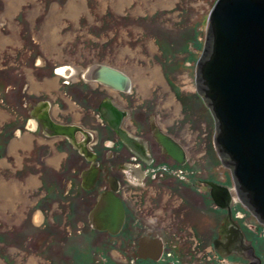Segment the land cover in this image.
I'll list each match as a JSON object with an SVG mask.
<instances>
[{
  "label": "flooded vegetation",
  "instance_id": "obj_1",
  "mask_svg": "<svg viewBox=\"0 0 264 264\" xmlns=\"http://www.w3.org/2000/svg\"><path fill=\"white\" fill-rule=\"evenodd\" d=\"M174 6L149 7L148 14L144 8H140V12L149 15L163 9L170 15V9ZM105 14H108V11ZM113 15L116 19H121L120 14ZM119 24L121 23L118 22ZM114 29L118 31L119 28ZM115 35L117 37V32ZM129 36L130 32L127 31V37ZM114 38L111 37L108 45L110 50L116 51L110 54L111 61L99 59L91 64L103 63L125 72L131 78L129 91L86 80L82 74L71 76L72 78L66 76L67 74L60 75L58 66L52 68L50 73L44 72L43 77L59 76L58 88L50 91L41 88L38 91H29L32 79L39 80L33 74L36 68L26 66L22 70L25 79L22 83L18 82L16 92L13 81L0 82L11 87L9 90L14 97L10 100L16 107H20L21 129L18 133L26 130L33 137L31 148L23 149L25 156L15 178L22 183L19 194L24 192L23 189L28 192L39 191L38 199L24 209L33 207L30 224L37 228L39 226L45 233L41 242L54 236L59 240L58 243H69L73 237V226H77L81 221L79 231L83 230L86 234L92 231L93 240L98 237L104 254V264H202L201 262L206 261L208 264H217L218 260L231 264H247L251 260L255 261L252 249L260 258V264H264V227L261 230L253 224L250 215L259 224L264 226V223L238 197L233 183L211 178L208 165L204 168L205 175L201 174L198 157L192 158L188 147L175 135L172 127L163 125L158 120L151 110L153 101H149L150 97L145 96L139 100L138 82L134 79L132 71L121 69V64H124L131 68L152 71L159 69L160 65L147 58L133 60L129 53L134 55L132 50L135 49L128 45L118 49L120 33L118 38ZM140 46L143 52L144 48ZM123 50L129 58H123ZM43 61V64L40 61L36 67L46 69L47 61ZM8 67L10 65L2 71L4 75L8 74ZM30 71L32 78L29 77ZM23 76L20 74L21 78ZM61 77L69 79L62 81ZM155 82L162 83L163 86L168 85L163 69L161 80L157 79ZM146 87L147 85L144 89ZM22 89L24 94L21 93ZM169 94L171 98H177V94L172 91H169ZM0 106L4 107L1 99ZM175 106V109L182 108L183 104L179 101ZM37 108L40 114L47 109L56 123L77 125L91 134L89 141L88 136L77 132V142L81 144L89 141L88 147L96 154L95 161L83 155L67 137L46 136L40 120L32 116V112ZM118 111L122 114L119 115ZM157 130L170 135L184 147L187 155L185 162H180L166 150L158 139ZM126 137L130 138L129 142ZM7 146L8 144L4 151L0 150V158L3 155L8 156ZM53 158L57 159V162L51 163ZM189 161L192 165L190 168L186 166ZM92 166L98 169L96 180L91 187L85 188L83 174ZM225 168L232 175L230 168ZM185 183L197 186L199 194L204 196L198 197L194 187H188ZM212 183L227 185L231 189L232 198L226 206L222 207L218 203L226 201L224 197H220V201L216 199ZM110 191L121 199L125 209V219L121 227L119 226L120 229L117 220H114L113 224L105 221V216L94 212L102 197L107 196L108 201L114 199ZM59 192L64 193L66 206L60 205ZM186 199L192 207H186ZM208 202L215 208H222L224 212L213 217L212 222L209 221V228L206 223L205 227L201 228L200 206L204 207L205 211ZM240 203L251 214L240 211L237 207ZM6 204H9L8 201L4 202V205ZM167 206H172L170 211ZM170 212L172 215L169 218L166 215ZM159 223L164 224L165 228H160ZM98 224L108 225L111 229L99 228ZM246 228L250 230L249 235L254 240H248ZM86 238L87 235L84 239ZM232 256L235 259L230 261L229 257ZM6 262L9 263L10 260L6 259Z\"/></svg>",
  "mask_w": 264,
  "mask_h": 264
},
{
  "label": "rangeland",
  "instance_id": "obj_2",
  "mask_svg": "<svg viewBox=\"0 0 264 264\" xmlns=\"http://www.w3.org/2000/svg\"><path fill=\"white\" fill-rule=\"evenodd\" d=\"M5 1L0 0V34L10 35L15 38V41L8 43L3 48L0 47L1 83L7 80L13 81L15 84V90H13L16 92L18 82L22 83L21 81L25 79L24 71L22 72L25 66L36 68L33 74L39 81L44 78L45 71L50 73L52 68L62 64L74 66L73 68L72 66L68 67V69H73V73L66 76L83 75L87 66L92 62L99 59L105 62L111 61L110 54L116 51L110 50L109 41L112 36L118 38L120 33L121 41L117 42L118 49L127 45L131 46L135 49V51L132 50L134 55L129 53L133 60L147 58L160 65L159 69L148 71L145 68H131V66L121 64V69L132 71L134 79L138 82L139 100L141 101L145 96L150 97L149 101H153L152 112L163 125L172 127L175 135L188 147L192 158L198 157L197 163L203 176L205 175L204 168L208 165L211 178H216L224 183H233L230 171L225 168L227 166L222 163L219 154L216 153L214 117L196 90V63L203 48L208 13L215 0H122V9L114 11L120 14L121 19L119 20L111 12L112 7H115L113 2L107 0H79L78 3L81 5V2L85 1L87 7L85 5L86 8L79 10L76 16H72L66 10L70 0H22L21 3H25L20 5L19 12L10 15H7V11L4 9ZM97 1L101 3H99V7H97ZM172 5L175 6L170 9V15L163 9L149 15L140 12V8H144L148 14L150 11L147 8L149 7ZM18 8L12 9V12H16ZM106 11L108 14L104 19ZM54 12L59 16H55V19L50 21L48 17L52 16ZM174 12L176 13L174 14ZM89 13L92 24L88 21ZM101 21H105L106 25ZM118 22L121 24L118 25ZM113 26L114 28L118 27V31ZM127 31L130 32L129 37H127ZM45 32L47 33L44 34ZM55 32L57 42L54 38ZM109 33L110 35H108ZM91 34L96 35V38ZM134 37L138 38L134 39ZM140 45L144 48L143 52ZM123 55V58H129L124 50ZM40 56H42L41 64H43V60L47 61L46 69L36 67ZM8 65H10L7 69L8 74L4 75L2 71ZM162 69L169 87L165 85V88L162 83L154 81L144 89L140 82L141 79L148 80L146 82L148 83L152 77L157 75V72L161 74ZM30 72L33 77L32 71ZM20 74L23 78L20 77ZM68 79L61 77L62 81H68ZM162 82L164 83V80ZM9 88L11 87L0 84V99L4 102L3 108L10 111L14 117V120H10L11 122L9 121L10 123L5 125L1 131V151H4L5 146L21 129L20 107H16V104L11 102L10 99L14 96ZM169 91L177 94V98H171ZM21 93L24 94L23 89ZM14 95L16 96V93ZM179 101L183 106L175 109V105ZM190 162L186 164L188 168L192 167ZM5 172L0 169V179ZM185 184L188 187H194V192L198 197L204 196V194H199L197 186L191 183ZM23 191L22 194L19 192L18 195L11 194L9 204L4 205V202L7 201L6 195L0 188V264H104V254H102V246L98 242V237L93 240L91 238L92 231L87 234L83 230L79 231L81 221L77 226H73V237L69 243L64 241L58 243L59 240L54 236L41 242L45 233L39 226L37 228L30 224L33 207L24 209L38 199L39 191L28 192L25 189ZM59 193L60 205L66 206L64 193ZM19 202L20 204L15 205ZM185 205L187 208L192 207L187 199ZM237 207L240 211L248 212L242 203ZM170 208L172 206H167L168 211ZM200 208H202L199 214L201 228L205 227V223L206 226L210 224L209 221L212 222L213 217L224 212L222 208H215L209 202L205 211L204 207L200 206ZM170 215L172 212L166 216L170 218ZM250 221L254 222L253 224L259 229H263L264 226L259 224L252 215H250ZM166 224L169 227L168 221ZM158 226L165 228L162 223H159ZM245 232L248 235V240H254L249 235L248 228ZM86 235L87 238L84 239ZM6 259H9L10 262H6ZM233 259H235L233 256L229 257L230 261ZM217 262V264H231L228 261L227 263L220 262V260ZM201 263L208 264L207 261ZM211 263L213 262L209 264Z\"/></svg>",
  "mask_w": 264,
  "mask_h": 264
},
{
  "label": "water",
  "instance_id": "obj_3",
  "mask_svg": "<svg viewBox=\"0 0 264 264\" xmlns=\"http://www.w3.org/2000/svg\"><path fill=\"white\" fill-rule=\"evenodd\" d=\"M90 71L91 77L114 87L124 89L130 83L128 75L109 65L96 64ZM195 75L196 90L214 117L215 148L232 172L235 193L264 223V0L214 2ZM47 121L53 127L50 133L68 134L74 139L73 127L49 117ZM157 134L170 154L186 161L182 145L162 131ZM76 145L87 156L95 154L85 143ZM92 176L91 182L95 179ZM212 185L216 199L224 197L226 201L218 203L226 206L232 198L231 189L220 183ZM110 193L114 199L102 197L95 212L118 219L121 227L125 209L121 199ZM259 263L257 257L247 264Z\"/></svg>",
  "mask_w": 264,
  "mask_h": 264
},
{
  "label": "crops",
  "instance_id": "obj_4",
  "mask_svg": "<svg viewBox=\"0 0 264 264\" xmlns=\"http://www.w3.org/2000/svg\"><path fill=\"white\" fill-rule=\"evenodd\" d=\"M22 0H6V6H4V9L7 15L10 14H17L19 12V10L21 9V6L23 3H21ZM77 4H79V0H75ZM87 1V0H86ZM108 2L111 1L113 2L115 7H112V11L113 14L116 12V10H120L122 9V0H107ZM68 1V5H69ZM98 2V6L101 4L99 1ZM4 3V5H5ZM17 3V4H16ZM82 4H84V6L87 4L85 1L81 2ZM100 3V4H99ZM67 5V7H68ZM80 8L79 10L82 9V5L79 4ZM16 7H19L18 10L16 12H12V9H15ZM85 7V8H86ZM83 8V9H85ZM89 9V8H88ZM78 10V11H79ZM68 12H70L69 10H67ZM115 11V12H114ZM9 12V13H8ZM110 12V13H111ZM72 13V12H70ZM77 15V14H76ZM75 15V16H76ZM88 21L91 23L90 21V13L88 14ZM58 16L56 15V13L54 12V14L52 16H49V20L51 21L52 19H55L54 17ZM106 14H104V19H105ZM21 17V16H20ZM19 17V18H20ZM75 18V17H72ZM103 22V24H105V21H101ZM92 24V23H91ZM98 24V22H97ZM56 31V30H55ZM47 32H45L44 34H46ZM54 38L55 41L57 42V34L55 32L54 34ZM92 36H94L96 38V35L91 34ZM98 36V35H97ZM4 37V39H0V47H5L8 43H11L13 41H15V38H12L10 35H1L0 34V38ZM42 56L39 57L38 63L42 60L41 59ZM72 65H66V64H62L58 66V73H60V75H64L68 73V67H70ZM74 66H72L73 68ZM29 77L32 78V75H29ZM59 86V76L55 77H50V76H46L44 77L41 81H36L32 79V84L30 85L29 91H38L40 88L43 90H53L58 88ZM14 120L13 115L10 113V111L5 110L3 108V106H0V136L1 131L3 129V127L8 123H10L11 121ZM10 121V122H9ZM32 135L30 133H28V131H24L22 130V132L17 133L15 135V137L8 143L7 148H9L8 151V156L7 155H3V157L0 158V169L5 170L6 172L2 174V179H0V188L2 189V192L6 195V200L9 201V197L11 194H17L18 192L20 193V190L22 189V183L16 181V173L18 171V167L21 165L22 160L25 156V152L23 151V149H29L32 146ZM6 147V146H5ZM57 162V159L53 158L51 163ZM34 182V181H33ZM9 203V202H8ZM16 204V203H15Z\"/></svg>",
  "mask_w": 264,
  "mask_h": 264
},
{
  "label": "bare ground",
  "instance_id": "obj_5",
  "mask_svg": "<svg viewBox=\"0 0 264 264\" xmlns=\"http://www.w3.org/2000/svg\"><path fill=\"white\" fill-rule=\"evenodd\" d=\"M79 8H80V6H79V4H77L76 3V1L75 0H70V2H69V5H68V7L66 8V10H69L70 12H72L71 14H72V16H75L77 13H78V10H79ZM82 8H85V6H84V4H82ZM56 15H58L59 16V14L58 13H56ZM0 39H4V37H1ZM96 64H103V63H93V64H91L90 66H88L86 69H85V71L83 72V77L86 79V80H90V81H95V82H99V83H102V84H104V85H107V86H109V87H111V88H113V89H117V90H121V91H129L130 90V88H131V78H130V83H129V85H128V87L127 88H119V87H114V86H112V85H109V84H106V83H104V82H102L101 80H99V79H97V78H94V77H91L90 76V70H91V68L93 67V66H95ZM105 65H107V64H105ZM110 66V65H109ZM115 68V67H114ZM120 70V69H119ZM122 71V70H121ZM71 74V73H73V69L72 68H69L68 69V73L67 74ZM125 73V72H124ZM126 74V73H125ZM157 75L155 76V78L154 79H152V80H150L148 83H146V82H142V84H143V86L146 84V85H149V84H151L152 82H154V81H157V79H160L161 80V74L160 73H156ZM127 75V74H126ZM129 76V75H128ZM130 77V76H129ZM144 88V87H143ZM115 111H116V109H114ZM40 112V110H39V108H37V109H35L33 112H32V116L33 117H36V118H38L39 120H40V122H41V125L43 126V129H44V134L46 135V136H65V137H67L68 139H69V141H71L76 147H77V145L76 144H80V143H78L77 142V132H80V133H83L86 137L88 136V140L90 141L91 140V137H92V135L91 134H89L86 130H84L82 127H79V126H77V125H68V126H71V127H73V137H74V139H70L69 138V135L68 134H61V133H57V134H52V133H50V131H52L53 132V127L48 123V121H47V118L49 117V119L50 120H52L53 121V119L51 118V116H50V114H49V111L46 109V110H44V111H42L41 112V114L39 113ZM53 122H55V121H53ZM56 123V122H55ZM59 124V123H58ZM71 130V131H72ZM49 131V132H48ZM158 131V130H157ZM157 133V132H156ZM157 136H158V134H157ZM130 138L129 137H126V141L127 142H129L130 140H129ZM158 139H159V137H158ZM160 140V139H159ZM89 141H87L86 140V142H85V144L88 146V143H89ZM161 141V140H160ZM81 144H84V143H81ZM164 145V144H163ZM77 149L80 151V149L77 147ZM81 152V151H80ZM83 155H85L83 152H81ZM218 153V152H217ZM172 155V154H171ZM87 158H89V159H92V160H94L95 161V159H96V154H90V156L88 155H85ZM173 156V155H172ZM177 159V158H176ZM96 166V165H95ZM95 166H92V168L90 169V170H88V171H86L84 174H83V185H84V187L85 188H89V187H91L93 184H94V182H95V180H96V176H97V171H98V169L95 167ZM229 168V167H228ZM94 176L95 177V179H94V181H92L91 182V176ZM92 176V177H93ZM85 184L86 185H88V186H85ZM106 198H107V196H106ZM221 204V203H220ZM251 210V209H250ZM95 212V211H94ZM96 213V212H95ZM254 214V213H253ZM255 215V214H254ZM114 220H117V221H119L118 219H114ZM114 220H112L111 219V217L110 218H105V221H110V222H112L113 224H114ZM118 226V225H117ZM97 227H99V228H102V229H108V228H110L111 229V227L110 226H108L107 225V227H104L103 225H97ZM254 256V255H253ZM254 258H255V261H256V257L254 256ZM260 264V263H259Z\"/></svg>",
  "mask_w": 264,
  "mask_h": 264
}]
</instances>
